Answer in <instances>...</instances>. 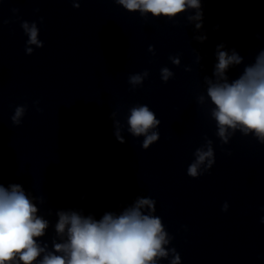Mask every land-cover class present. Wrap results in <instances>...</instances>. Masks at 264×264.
<instances>
[{"label": "clouds", "instance_id": "clouds-1", "mask_svg": "<svg viewBox=\"0 0 264 264\" xmlns=\"http://www.w3.org/2000/svg\"><path fill=\"white\" fill-rule=\"evenodd\" d=\"M68 2L79 9L86 0ZM112 2L128 12H139L142 17L151 15L157 19L174 20L193 10L194 14L186 17L188 23L194 25L195 32L200 33L193 39L200 44L208 39L207 32L203 30L202 9V4L208 0ZM18 11L13 9V12ZM43 19L40 18L41 23ZM3 23L7 21H0V25ZM21 28L28 37L25 44L27 55H32L34 47H44L36 22L22 21ZM225 47L224 43L216 46L212 75L204 77L206 95H198L197 103L206 108L215 121V135L221 144H228L237 131L243 136L251 135L264 144V49L256 54L254 62L244 65L238 78L230 79L227 74L229 69L243 64L244 57L235 48L229 51ZM148 51L155 54L154 46L149 45ZM202 59L197 51L196 63L199 64ZM169 60L175 66L181 64L179 56H170ZM185 71H191V68L186 67ZM148 76L147 70L131 74L128 83L135 89L143 85ZM160 76L167 83L174 73L163 67ZM26 110L24 105L15 108L11 116L13 125L22 123ZM116 116L117 113H111L113 134L119 143L124 144V125ZM160 124L156 113L146 104L132 106L126 118L127 132L134 138H144L141 145L144 150L159 141L157 129ZM193 155L187 175L196 179L209 172L215 164L213 141L205 136L204 144L196 148ZM2 180L0 168V264H159L162 260H168V264H181L179 252L170 247L173 237L166 231L162 218L156 215V201L151 197L137 196L120 211H107L99 219L91 214L84 215L82 210H56L55 237L49 247L48 243L41 242V238L46 235L50 221L38 215L40 209L34 202L38 199L43 204L44 198L33 197L18 183L5 186ZM228 208L225 202L222 211L227 212ZM48 214L51 215V211ZM261 223H264V217Z\"/></svg>", "mask_w": 264, "mask_h": 264}]
</instances>
